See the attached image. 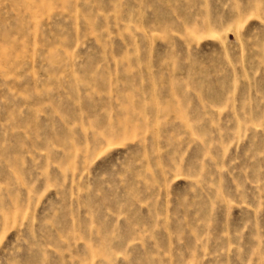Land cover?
<instances>
[{
  "label": "rangeland",
  "instance_id": "obj_1",
  "mask_svg": "<svg viewBox=\"0 0 264 264\" xmlns=\"http://www.w3.org/2000/svg\"><path fill=\"white\" fill-rule=\"evenodd\" d=\"M0 264H264V0H0Z\"/></svg>",
  "mask_w": 264,
  "mask_h": 264
}]
</instances>
